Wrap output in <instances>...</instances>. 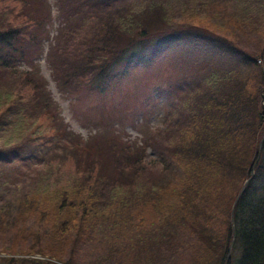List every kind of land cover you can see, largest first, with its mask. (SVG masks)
I'll list each match as a JSON object with an SVG mask.
<instances>
[{"label": "trees", "instance_id": "trees-1", "mask_svg": "<svg viewBox=\"0 0 264 264\" xmlns=\"http://www.w3.org/2000/svg\"><path fill=\"white\" fill-rule=\"evenodd\" d=\"M14 1L13 15L0 9V264H264V47L218 28L223 2L239 11L233 31L256 24L248 7L55 0L51 39L49 2ZM171 43L188 74L140 143L104 122L86 139L73 131L39 64L46 52L57 81L91 87L105 105L114 68L130 90ZM69 158L65 184L39 177Z\"/></svg>", "mask_w": 264, "mask_h": 264}, {"label": "rangeland", "instance_id": "rangeland-1", "mask_svg": "<svg viewBox=\"0 0 264 264\" xmlns=\"http://www.w3.org/2000/svg\"><path fill=\"white\" fill-rule=\"evenodd\" d=\"M47 1L52 11L51 39H54L53 37L57 34L60 24H62L61 17L63 16V12H60V8L56 6L55 0ZM237 1L240 5L247 6L254 20H258V22L256 24H247V28L244 29L240 26L241 24H239L240 21L244 20L237 19L238 27L243 29L238 30L236 28V30L233 31V29H231L234 28L232 22H235L236 19L234 12L239 11L235 3L229 4L223 2L224 7L220 6V8L224 10V17L221 15L218 16V20H222L221 23L218 24V28H220L222 33L238 38V40H240L239 42H241L239 44L246 49H262L264 47V0ZM198 2H201V0H198ZM20 8L21 5L18 1H0V9H8L10 15L19 11ZM258 10L261 12H257ZM245 20L247 21V19ZM75 21L74 19L71 20V22ZM247 23H249V21H247ZM161 39L162 37L151 39V49H154V45H157V41ZM194 42L199 43L198 40ZM181 47L182 45L180 43H171L167 49L161 50V54H165L167 59L164 60V58H161L159 61L162 62L153 63L150 66V70L142 68V72H148L147 76L142 75V79H139L140 82L133 85L130 90H126L128 86L127 81H130L128 80L129 77L127 79L123 77L124 80L121 86L117 83L118 78L121 77L120 75L124 71L123 68L120 66L114 68L111 71V75L116 76V78L107 87L110 93L104 96L106 100L105 105H101V96L97 94V91L91 89V87L83 86L75 89L64 86L57 81L54 78L51 64L46 57V52L43 54V58L40 59L39 64L41 73L47 81L48 88L53 98L59 104L65 122H67L68 126L73 131L79 133L86 139L90 133L96 130L103 131L105 126L102 125V123L104 122L110 125L109 128H113L114 131L119 132L123 137L140 143V139L144 134L143 130L148 126L160 124L161 116L169 106V102L174 95L172 86L175 83L182 82L181 80L186 78L188 74V63H186V65H181L183 66L182 68L178 65V63H184L183 53L186 52L183 51ZM178 56H182L183 58H179ZM190 56H192V60H199L202 58L200 52L197 54L191 53ZM146 64L148 63L146 62ZM131 75L133 77L135 76L134 74ZM191 76L188 79H190ZM145 80L148 82H144ZM132 82L133 81L129 83L132 84ZM261 100L260 103H264V95ZM102 107L108 111V113H104V116L101 114ZM41 121L44 122L45 120ZM103 133H105V130ZM149 153H151L150 150ZM152 157H154V155H152ZM58 168L59 169L54 166L51 171L40 170L39 177L41 179L50 177L54 184H65L72 178L69 174H74L75 172L73 161L70 158L64 163H58ZM6 205H8V202ZM37 215L38 213L33 214L31 211L27 212L25 210L23 217L29 219L32 216L35 218ZM12 240L18 244L21 243L18 239H15L14 236H12ZM27 241H30L29 237H27ZM2 242L3 240L0 239V247L2 246ZM34 257H38V255Z\"/></svg>", "mask_w": 264, "mask_h": 264}]
</instances>
